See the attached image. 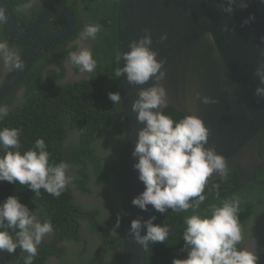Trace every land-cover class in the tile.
<instances>
[{
	"label": "clouds",
	"instance_id": "1",
	"mask_svg": "<svg viewBox=\"0 0 264 264\" xmlns=\"http://www.w3.org/2000/svg\"><path fill=\"white\" fill-rule=\"evenodd\" d=\"M36 2L27 0L17 11H26ZM249 2L222 0L219 10L231 16L236 9H247ZM259 2L264 4V0ZM7 19L5 7L0 6V24ZM255 20L256 17L250 15L243 20L241 27ZM221 31H230L227 23ZM101 32L99 24H86L72 42L76 51L68 53V62L81 72L92 73L96 70L97 61L85 42L96 40ZM159 39L166 41L168 35L162 34ZM205 39L215 45L212 32L205 33ZM260 40L264 43V36ZM152 44L151 33L145 29L142 37L128 44L129 51L117 54L118 64L121 60L124 64L117 67L112 76H125L127 83L135 86L152 82L146 88L140 87L138 98L131 105L137 122L144 125L137 132L132 152V157L137 160L133 168L138 172V180L143 183L144 191L131 203L144 212L149 211V205L161 214L169 210L175 214L191 212V215L183 217L184 247L181 251L187 252V258L174 259L172 264H258L259 257L255 251L241 246L244 233L239 219L242 200L238 195L221 200L219 185H216L215 196L220 202L209 204L207 214L199 211L207 200L205 187L209 178L214 174L227 177L228 162L214 147H206L210 130L201 118L184 114L182 119L176 120L164 114L169 101L163 85L167 76L164 70L166 60L157 58L158 53L152 49ZM261 55L264 56V50H261ZM0 65L5 69L23 67L19 53L10 48L6 41H0ZM254 75L259 80L255 95L264 99V62L258 64ZM108 95L115 105H121L119 92ZM196 98L205 105L219 103L199 93ZM8 114V106L0 105V121ZM22 131L20 128H0V151L3 152L0 155V183L19 184L37 197L43 189L58 199L73 180L69 175L70 164L66 161L55 166L50 164L51 154L44 139H36L31 147L21 151ZM154 220L155 217L147 221L142 218L132 220L128 235L144 248L149 243H165L170 235H174L173 229L168 224H154ZM119 227L120 220L117 218L113 232ZM145 229L146 234L141 235ZM52 231L53 225L43 216L42 210L23 204L18 196L10 195L0 203V252L12 254L20 249L22 253H27L23 264H34L42 242Z\"/></svg>",
	"mask_w": 264,
	"mask_h": 264
},
{
	"label": "trees",
	"instance_id": "2",
	"mask_svg": "<svg viewBox=\"0 0 264 264\" xmlns=\"http://www.w3.org/2000/svg\"><path fill=\"white\" fill-rule=\"evenodd\" d=\"M5 1L9 4L17 29L21 33L29 30L46 11L59 7H67L74 11L76 28L68 38L47 44L38 50L22 79L0 101V105H7L9 108L8 116L0 121V128L9 127L23 130L21 135L23 148L21 151H26L35 143L36 139H44L51 154L50 164L55 166L61 161L68 162L73 167V172L76 175L74 182L76 185L78 184V189L82 193L90 192L88 185L92 178L104 183V185H110L113 180H119L117 172L121 176L123 175L126 159L124 123L121 105H115L108 95L109 93L119 92L118 80L112 77L114 70L117 68V12L119 0H80V3H76L74 0H42L37 7L30 8L32 14L29 16L17 11L18 7L26 3L27 0ZM68 24L69 20L66 15H55L48 19L33 40L19 42L10 38L8 26L5 22L0 24V40L6 41L10 48L17 51L23 62L35 43L54 33L65 30ZM86 24H99L102 28V32L98 34L94 44L93 52V56L97 61V72L92 75L90 80L76 84L56 86L51 81L49 84L42 83L43 65L52 62L64 69L63 60L62 62H56L54 58L57 59V56L62 55V59H64V56L72 51L67 49V44L78 38L79 33ZM16 70L13 69L4 77L6 72L3 73L2 68H0V77L3 81H1L0 87L9 81ZM51 74L55 79L64 76V73L59 74L55 69L51 71ZM18 90L24 92L21 99L16 98ZM164 114L171 115L176 120L182 119L184 116L183 113L172 107L167 108ZM72 132L77 134V141L65 147V141ZM96 143L101 144V148H103L102 156L105 155L106 163L98 156L95 149ZM116 143L119 147L118 151L116 150ZM114 150H116V155L113 153ZM260 152L264 158V145L261 147ZM0 155H3L2 151H0ZM256 179L264 182V168L256 173ZM119 181L122 182L123 179ZM240 181L241 179L237 173H230L227 177L209 184L205 190L207 200L201 205L200 213L207 214L209 204L220 202L215 196V186L219 185L221 200L234 195L241 198L239 219L244 231L250 224L248 222L253 218L260 216L264 218V187L252 183L240 185ZM124 190L123 185V187H117L115 193L119 191L125 193ZM10 195L18 196L20 201L30 208H40L43 216L51 221L53 231L56 233L51 242H42L34 264H46L50 257L66 259L69 252L66 248L58 246L57 240L60 236L77 241L80 248L90 240L93 241V246L98 243L100 244L99 250L102 256L106 252L109 255L111 254L112 246L109 242L113 243V246H119L120 252L117 257L112 256L110 261L113 264L115 262L121 264L122 240L120 235L127 217L126 200L124 205L125 218L120 222V227L117 228L118 233L116 231L112 233L113 229L112 231L108 230L106 226L112 221L115 225L114 218L120 219L119 215L110 214L108 218L99 222L100 228H98L95 220L98 219L100 213L99 210H93L92 214L95 220L89 218V231L92 233V238L89 236V240L85 242V237L80 230L78 231L77 226L72 221L77 218L74 210H80V206L75 205L68 187L57 199L43 189L40 196L37 197L33 192L19 184L0 183V203L4 202ZM184 215H191V212L175 214L169 210L165 214L159 212L155 214L153 223L170 225L174 235H170L169 239L163 244H148L146 247V264H172L174 259L187 258V252L181 251L184 247L182 238ZM82 219L86 218L82 217ZM99 250L96 253H90V257L87 254L85 256L81 254L83 258L79 262H82V264H98L99 257L109 258V256L102 257ZM15 253L21 257V261L12 258L13 261L17 264H23V258L27 253H22L20 249H17ZM86 258L88 260L85 263ZM112 263H109L106 259L101 262V264ZM258 264H261L260 258Z\"/></svg>",
	"mask_w": 264,
	"mask_h": 264
},
{
	"label": "water",
	"instance_id": "3",
	"mask_svg": "<svg viewBox=\"0 0 264 264\" xmlns=\"http://www.w3.org/2000/svg\"><path fill=\"white\" fill-rule=\"evenodd\" d=\"M222 0H119L117 12V54L129 51L128 44L138 40L147 29L152 36V49L158 53V59H165L164 70L167 73L163 82L168 92V107L186 115L201 118L210 130L206 147H214L218 154L225 156L228 162V174L237 173L240 185L252 183L264 187V182L256 179V173L264 168L261 147L264 145V99L255 95L259 85L254 75L259 63L264 62L261 50L264 43V4L259 0H250L245 10L236 9L231 16L219 10ZM5 7L9 36L17 41H30L44 23L54 15L64 14L69 20L68 27L54 33L37 43L29 50L23 67L18 69L11 79L0 87V101L21 79L38 50L47 44L71 36L76 28L73 10L59 7L44 13L24 34L16 27L9 4L0 0ZM254 15L256 20L241 27L243 20ZM229 32L221 31L224 24ZM212 32L215 37L213 46L205 39V33ZM167 34L168 39L161 42L160 36ZM121 60L117 67H123ZM122 98L121 111L125 131L126 159L124 167V185L127 197V217L120 235L122 240L121 264H146V248L135 243L128 235L131 221L142 218L147 221L157 211L149 205L144 212L134 207L132 199L144 191V185L138 180V172L132 157L137 132L144 125L136 120L131 105L138 98L140 87L127 83L125 76L117 78ZM208 96L219 101L205 105L196 98V94ZM166 108V109H167ZM165 109V110H166ZM164 110V111H165ZM223 177L214 174L208 185ZM146 234V229L141 235Z\"/></svg>",
	"mask_w": 264,
	"mask_h": 264
},
{
	"label": "flooded vegetation",
	"instance_id": "4",
	"mask_svg": "<svg viewBox=\"0 0 264 264\" xmlns=\"http://www.w3.org/2000/svg\"><path fill=\"white\" fill-rule=\"evenodd\" d=\"M41 1L42 0H37V2L33 4L32 7H37L41 3ZM74 1L76 3H80V0H74ZM23 14L26 16H29L30 14H32V11L30 9H27L26 11H23ZM34 38H32L31 40H33ZM74 40L70 41L67 44V49L76 51V48L73 47V43H72ZM19 42H23V41H19ZM24 42H29V41H24ZM95 42L96 40L94 41L88 40L85 42V46L88 47L92 51V53L94 52ZM56 58L57 59L54 58L56 62H62L63 60L62 65L64 69L63 68L61 69L60 66L52 62H48L47 64L43 65L42 72L44 76L42 79V83L49 84L51 81L56 86L76 84L82 81L90 80L92 75L97 72V69L92 73L81 72L78 68L74 67L68 62V54L64 56V59H62V55L57 56ZM54 69L57 70V73L59 74L64 73V76L60 79L58 78L55 79L54 76L51 74V71H53ZM12 70L13 69H5V68L2 69L3 73L6 72L4 77H6V74L10 73ZM26 72L27 70L24 72V74ZM1 81L2 80L0 77V85L3 82ZM23 96H24V92L22 90H18V92L16 93V98L21 99ZM76 137H77V134L75 132L70 133L65 141L64 146L65 147L69 146L73 142L77 141ZM117 145L118 144L116 143L115 146L117 147L116 150L118 151L119 147ZM95 149H96L98 156H100L106 163L107 159L105 155H104L105 158L102 156L103 148H101V144L96 143ZM116 150H114L113 152L115 155L117 154ZM69 175L73 177V180L71 184L68 185V189L70 190L73 196V201L75 205L80 206V210L78 209L74 210V213L75 215H77V218L73 219L72 221L77 226L78 231L80 230L81 234L85 237V242L89 240V236L92 238V233H90L89 231V222H90L89 218L95 220L94 215L92 214L93 210H99V213H100L98 216V219L95 220L98 228H100L99 222H101L103 219L105 220L106 218H108L110 214L119 215L120 222L125 218V208H124L125 200H126V207H127L126 192L124 190L125 193H122L121 191L115 193V190L117 189V187H123L124 185L123 175L121 176L117 172V175L119 176V180L123 179V181L121 182L118 179H116V180H113L112 184L110 185L108 184L104 185V183H100L97 180L92 178V180L90 181L88 185V187L90 188L89 193H82L78 189L79 188L78 184L76 185V183L74 182L76 175L73 172L72 166L70 167ZM124 189H125V185H124ZM82 217H85L86 219H82ZM116 222H117V219L114 218V223L116 224ZM248 223H250L248 227L245 229V231L243 230L244 240L241 246L249 250L255 251L256 255L260 258V263L262 264L264 263V218L263 216L255 217L252 220H250ZM107 225H108L106 226L107 229L112 231V229L114 228L113 221L112 223H108ZM115 231L116 233H118L119 230L115 229ZM55 236H56V233L52 231L48 236L45 237L44 241L51 242ZM57 242H58V246L66 248V250L69 252V255H67L66 259L64 258L60 259L58 257H50L47 260L46 264H68V263L69 264H82V262H79V261H82V258H83L81 254H83L84 256L86 254L88 256L90 253L93 254L94 248H93V241L91 240L86 242L85 245L81 248H80V244L77 241L63 238V236H60ZM109 244L110 246H112L111 254L109 255V253L106 252V253H103V256H106V257L109 256L108 259H112V256L114 257L118 256L120 249H119V246H113V243L109 242ZM12 258H16L21 261V257L17 256L16 253L9 254L6 251L0 252V264H17L16 262L13 261L14 259ZM70 260L72 261L70 262ZM87 260L88 258H86L84 262L86 263ZM104 260H105L104 258L99 257L98 264H101V262ZM109 263H112V262H109ZM114 264H119V262H115Z\"/></svg>",
	"mask_w": 264,
	"mask_h": 264
},
{
	"label": "rangeland",
	"instance_id": "5",
	"mask_svg": "<svg viewBox=\"0 0 264 264\" xmlns=\"http://www.w3.org/2000/svg\"><path fill=\"white\" fill-rule=\"evenodd\" d=\"M0 68H2V65H0ZM2 69H4V68H2ZM112 158V157H111ZM99 247H100V244H98V243H96L94 246H93V252H95L96 253V251L97 250H99ZM100 251V250H99ZM100 255L102 256V254H101V251H100ZM103 257V256H102ZM108 262H111L110 261V259H107V258H105Z\"/></svg>",
	"mask_w": 264,
	"mask_h": 264
}]
</instances>
